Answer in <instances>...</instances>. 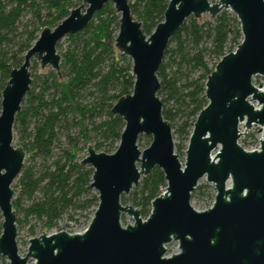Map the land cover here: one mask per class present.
<instances>
[{"label": "water", "instance_id": "1", "mask_svg": "<svg viewBox=\"0 0 264 264\" xmlns=\"http://www.w3.org/2000/svg\"><path fill=\"white\" fill-rule=\"evenodd\" d=\"M107 2L118 15L112 49L129 58L133 77L131 93L110 110L123 122L118 144L110 154L86 145L78 164L91 168L85 189L97 200L86 228L72 234L41 230L20 256L11 184L24 152L12 145V126L30 87V60L38 63L39 75L50 69L62 84L56 44L82 31ZM223 10L235 17L241 39L205 76L206 105L192 124L181 165L170 125L161 115L156 73L170 38L186 19L198 23L202 14L212 19ZM255 76L264 78V0H168L162 21L147 37L132 18L128 0H82L54 28L41 30L0 94V257L7 264L28 259L34 264H264V85L255 88ZM253 127L260 134L258 148L246 151L238 140ZM140 137L150 139L142 150ZM154 168L165 187L142 219L139 209L121 198ZM202 177L215 194L209 208L196 211L190 196ZM122 214L132 223L122 225ZM170 241L177 242L178 252L166 257Z\"/></svg>", "mask_w": 264, "mask_h": 264}, {"label": "trees", "instance_id": "2", "mask_svg": "<svg viewBox=\"0 0 264 264\" xmlns=\"http://www.w3.org/2000/svg\"><path fill=\"white\" fill-rule=\"evenodd\" d=\"M167 3L128 0L130 14L140 23L144 36L162 21ZM77 6L72 0H0V94L10 71L18 68L41 30L54 28ZM25 14L30 16L28 25L18 32ZM117 27L118 15L107 2L82 31L64 38L63 48L60 42L56 44L62 84L52 70L44 75L32 72L12 126L15 147L24 152L12 189L18 193L11 201L17 229L33 221L40 232L45 230L41 233H47L62 218L75 222V217L82 216L88 221L96 208V194L85 189L92 170L78 166V154L86 145L95 152L112 153L123 128L122 120L110 110L118 99L131 93L133 77L129 58L112 49ZM240 39L235 17L224 10L209 21L196 23L189 17L170 38L156 75L161 115L173 130L175 152L184 151L195 117L206 105L205 76ZM61 138L65 142L62 147ZM143 140L147 146L150 139ZM164 187L162 173L154 168L121 203L130 200L147 216L150 202ZM0 264H7L2 257Z\"/></svg>", "mask_w": 264, "mask_h": 264}, {"label": "rangeland", "instance_id": "3", "mask_svg": "<svg viewBox=\"0 0 264 264\" xmlns=\"http://www.w3.org/2000/svg\"><path fill=\"white\" fill-rule=\"evenodd\" d=\"M208 1L210 3H213L215 0H208ZM72 2L73 3L76 2L78 5H80L82 0H72ZM202 17H204V20L209 19V16L207 14H202L198 19L199 22L203 21L201 19ZM29 18H30L29 14H25L20 19L18 27H17L18 32H21L25 28V26L28 25ZM59 42L61 44V47L63 48V46L65 45L64 38L61 39ZM38 67H39L38 63L35 61V59L34 58L31 59L30 64H29V68H28L30 78L33 74L32 72H34V71L37 72ZM47 70H50V69H47ZM251 83L255 88L261 89L262 86L264 85V78L259 77V76L252 77ZM252 105H255V103H252ZM238 128H239L238 130L240 132L244 131L243 128L241 127V125H239ZM171 131L173 132L172 129H171ZM246 133L247 134L245 137H241L238 140V144L246 151L258 148V140L260 138V134L258 132V127L250 128L246 131ZM143 138H145V137H140L137 141V145H138L139 150H142L146 147V143L143 140ZM172 139H173V143L175 145L177 143V141L174 139L173 135H172ZM15 141H16V134L12 131V145L13 146H15ZM60 142H61V145H60L61 147L65 146L64 145L65 142H64L63 138L60 139ZM54 152L57 153L58 150H55ZM174 153L178 156V160L182 165L183 160H184L183 152H175L174 151ZM84 156H85V151H82L78 154V158H80V159H82ZM17 178H18V176L13 180V182L11 184L12 189H13V186H15L17 184ZM133 189L134 188H132V190L129 192V194L125 198H129L131 196ZM16 190L13 192L12 200L18 194ZM214 194H215V191L212 188V186L205 181L204 177H202L198 180L195 190H193V192L191 193L190 206L196 211H203V210H205L211 206L213 199H214ZM126 204L131 205L134 208H137V207L133 206V204L131 203L130 200ZM88 217H89V215H88ZM140 217L142 219H144L146 216H142L140 213ZM88 221L86 219H84L82 216L75 217V222L67 221L65 218H62L61 220H59L57 222L56 227L47 233L58 232V231H64V232L70 233V234L81 233L86 228ZM126 223H132V219L130 217L126 216L125 214H122L121 224L124 225ZM31 224L34 225V226L32 225L33 226V235L32 236H30L28 234L29 226ZM16 231H17L16 232V245H17V249H18V254L20 256H23L26 252L27 240L29 238L37 237L39 235V233H40L39 224L31 221V222H29L28 225H23V226L19 227L18 229L16 228ZM164 247L166 250V253H165L166 257L178 252V248H177L178 246H177L176 241H170ZM26 264H34V263L31 259H28Z\"/></svg>", "mask_w": 264, "mask_h": 264}, {"label": "built area", "instance_id": "4", "mask_svg": "<svg viewBox=\"0 0 264 264\" xmlns=\"http://www.w3.org/2000/svg\"><path fill=\"white\" fill-rule=\"evenodd\" d=\"M254 107H256L255 105H253ZM257 108V107H256ZM257 148H255V149H252V150H256ZM249 151H251V150H249ZM164 189V188H163ZM163 189H161L160 190V194L163 192Z\"/></svg>", "mask_w": 264, "mask_h": 264}]
</instances>
